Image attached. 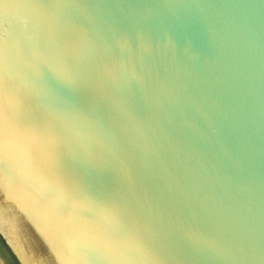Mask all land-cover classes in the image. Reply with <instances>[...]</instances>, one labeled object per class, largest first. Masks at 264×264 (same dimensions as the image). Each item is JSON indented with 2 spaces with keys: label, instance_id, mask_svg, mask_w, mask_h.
I'll return each mask as SVG.
<instances>
[{
  "label": "water",
  "instance_id": "water-1",
  "mask_svg": "<svg viewBox=\"0 0 264 264\" xmlns=\"http://www.w3.org/2000/svg\"><path fill=\"white\" fill-rule=\"evenodd\" d=\"M0 71L16 264H264V0H0Z\"/></svg>",
  "mask_w": 264,
  "mask_h": 264
},
{
  "label": "snow or ice",
  "instance_id": "snow-or-ice-1",
  "mask_svg": "<svg viewBox=\"0 0 264 264\" xmlns=\"http://www.w3.org/2000/svg\"><path fill=\"white\" fill-rule=\"evenodd\" d=\"M3 82V72L0 71V85ZM80 244L76 249V254L82 257L80 264H97L95 259V253L101 252L105 254H111L114 257V253L102 244H97L92 237L82 235L80 237ZM114 262V261H113Z\"/></svg>",
  "mask_w": 264,
  "mask_h": 264
},
{
  "label": "flooded vegetation",
  "instance_id": "flooded-vegetation-1",
  "mask_svg": "<svg viewBox=\"0 0 264 264\" xmlns=\"http://www.w3.org/2000/svg\"><path fill=\"white\" fill-rule=\"evenodd\" d=\"M0 243H2L1 240H0ZM1 247H2V249H5V247L3 246V244H1ZM1 247H0V257L3 259V261H4L5 264H12L8 260V257L6 256L5 253H7L9 256H11V255L9 254V252L7 251V249L4 250L5 252H3V250L1 249ZM14 264H16V262H14Z\"/></svg>",
  "mask_w": 264,
  "mask_h": 264
},
{
  "label": "trees",
  "instance_id": "trees-1",
  "mask_svg": "<svg viewBox=\"0 0 264 264\" xmlns=\"http://www.w3.org/2000/svg\"><path fill=\"white\" fill-rule=\"evenodd\" d=\"M1 244H2V243H0V247H1ZM1 249H2V247H1ZM2 250H3V252H5V251H4L5 249H2ZM5 254H6V256L8 257V260H9L12 264H14V261H13L12 257L9 256L7 253H5Z\"/></svg>",
  "mask_w": 264,
  "mask_h": 264
},
{
  "label": "rangeland",
  "instance_id": "rangeland-1",
  "mask_svg": "<svg viewBox=\"0 0 264 264\" xmlns=\"http://www.w3.org/2000/svg\"><path fill=\"white\" fill-rule=\"evenodd\" d=\"M0 264H2L1 259H0Z\"/></svg>",
  "mask_w": 264,
  "mask_h": 264
}]
</instances>
